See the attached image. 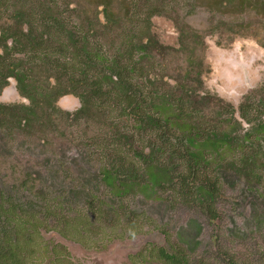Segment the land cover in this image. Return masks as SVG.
I'll list each match as a JSON object with an SVG mask.
<instances>
[{
	"label": "rangeland",
	"instance_id": "374dc122",
	"mask_svg": "<svg viewBox=\"0 0 264 264\" xmlns=\"http://www.w3.org/2000/svg\"><path fill=\"white\" fill-rule=\"evenodd\" d=\"M0 26V35L19 29L26 41L2 40L0 66L25 72L24 88L61 92L53 114L44 100L46 110L38 104L29 115L39 119L25 120L16 80L0 90V207L17 204L15 221L0 210V240L19 238V259L164 264L156 249L177 246L189 264H264V0H0ZM114 74L145 97L141 113L164 117L159 108L167 105L169 128H188L169 138L159 130L158 142L153 126L140 133L121 104L106 105L85 86L100 76L116 91L112 100H123L131 92ZM210 130L229 133L232 143L214 150L204 143ZM164 141L183 154L200 144L196 179L210 187L215 179L219 188L213 221L207 205L187 194L176 200L137 184L147 173L132 150L147 156ZM166 144L161 160H174ZM123 156L135 184L110 190L98 176L112 163L119 168ZM251 158L259 180L241 174ZM29 239L39 249L28 254Z\"/></svg>",
	"mask_w": 264,
	"mask_h": 264
},
{
	"label": "trees",
	"instance_id": "16d2710c",
	"mask_svg": "<svg viewBox=\"0 0 264 264\" xmlns=\"http://www.w3.org/2000/svg\"><path fill=\"white\" fill-rule=\"evenodd\" d=\"M0 72H1V68H0ZM14 75H18L17 73H15ZM89 86H91V95L92 96H97V93H100L102 91V87L99 86V84L96 81H91L88 83ZM160 112L159 114L165 115L164 117H153L151 118V114H149V118H147L146 116L142 115L143 117L139 118L136 120L138 127L140 128V133L145 132L144 130V126L149 127V130H151V126L153 129V132H156V141L158 142V140L160 141L161 139H163V137L158 133V131H162L163 133L165 132V134L169 136L173 137L175 131V129H179L181 128H188L187 124L181 125L180 123H177V126L170 129L169 126L173 127L171 124H169L170 122V118H169V106L167 105H161L160 106ZM150 122V123H149ZM190 128V125H189ZM264 131V126L263 129H261ZM149 134H151V132H148ZM165 136V135H163ZM162 137V138H161ZM230 134L229 133H223L222 135L219 136V133H216V131H212L210 130L209 132H207L204 135V143H207L209 145V147L213 148L214 150L218 151V148L222 145H230L232 142L229 140ZM145 138V137H144ZM192 142L195 141V139L193 137H191ZM164 140V139H163ZM169 140V139H168ZM173 143V142H172ZM169 143V141H164V144H166L170 151H168L170 153V157L171 155H173L175 153L176 155V159L177 161H180L181 163L178 164L177 169H175V174L177 176H174L175 178H178V186L175 187V189L178 192V195L182 196L185 195V193L188 196H191L192 199L194 201L197 202V200L199 199L201 202V204H204L205 201L201 200V196L205 197V199L209 196L208 194L210 193L209 188H207L209 185L206 183H202L201 186L198 187H194V185L192 184L193 181L196 180V165L200 164L199 163V158L201 157V149H199V151L195 152L194 146L195 148H198L200 144H198L197 142L193 143V149H188L186 154H183L182 152H178V149L175 148L176 144H172ZM162 144L163 146L159 147V149H163L164 151H166V146ZM154 151V148L153 150ZM135 155H137L136 153H134ZM139 156H145L143 154V152H139L138 153ZM125 161V156H123V158L121 159V162L123 163ZM148 167L151 165H147ZM182 166V168L180 167ZM124 167V166H123ZM123 167H121V169L118 168H110V169H106V174L105 177L108 179V184L110 186L115 187L116 184L118 182H122L124 180L127 179H131L129 184L131 185V187L134 186V182L133 180L138 176L134 173H130L128 171H126ZM152 169H147L146 173H149V178L146 179L148 182H143L141 183L140 181L137 182L138 185H140V187L142 188L143 191H146L147 185H150V181H153L155 184H158L159 182L162 183L163 181H168L165 178L161 177L158 173H156L155 171H151ZM113 171H115L116 173H120L121 175H124L123 178L120 177L119 181L116 182L117 177H119L117 174H115ZM136 171V170H135ZM115 177V178H114ZM166 185H169L167 187H171L173 185V181L167 183ZM127 188H125L126 190ZM207 196H206V194ZM185 198V196H184ZM212 204V203H211ZM210 204V206H211ZM16 206L17 204H14L12 201H10L9 206L5 208H1L0 210L4 211V214L6 215V218L12 222V220L14 219V221L16 220V217L14 215V210H16ZM213 208V206L209 207V209L211 210ZM216 214L215 213H211V218H216ZM18 224L15 223V227H17ZM29 246L26 250V253H34V250L39 249V248H35L37 245L35 243H33L32 239L30 240ZM61 246V248L64 249L65 253L67 255H69V251L67 250V248L62 245L59 244ZM20 247V243H19V238L16 237V240H14L12 243H10V239H8V241H1L0 240V264H25L26 260H22L19 259V253L21 252L19 250ZM54 247H51V251L54 250ZM35 248V249H34ZM155 249V248H153ZM152 249V250H153ZM156 258L162 260V262L164 264H189V258H188V254L186 252V250L183 247H171V248H167L165 246H159L156 249ZM68 258V257H67ZM229 264H236L234 261H230Z\"/></svg>",
	"mask_w": 264,
	"mask_h": 264
},
{
	"label": "flooded vegetation",
	"instance_id": "af4514ba",
	"mask_svg": "<svg viewBox=\"0 0 264 264\" xmlns=\"http://www.w3.org/2000/svg\"><path fill=\"white\" fill-rule=\"evenodd\" d=\"M153 15L154 14H152L149 17L151 18V17H153ZM1 28H3V26L2 27L0 26V29ZM0 34H1V30H0ZM21 34H22V31H20L19 29L17 30V32H14V35L13 34L11 35V33L7 34V33L3 32L2 35H0V46L2 47V49H3V46L1 44V41L6 40L8 38L13 39V41H14V39H16L17 46H20L21 41H19V40L25 41V38L18 39L20 36H24L23 34L22 35ZM77 38H79V36H77ZM2 49L0 48V50H1L0 55L4 54ZM15 51H20V50H19V48L15 47V50L13 52H15ZM6 58H10V57L6 56ZM0 68H1L0 90L3 88L4 84H6V82L9 81L10 78H14L17 82V85H18L17 90L19 91L21 96L27 100V106H25L26 116H24L25 120L39 119V117H31L29 115L36 112L38 104H39V108L43 107L46 110V105H45L44 100L46 101L48 107L52 108L50 111V114L54 113L55 108H54V106H52V103L54 102L56 104L57 99L59 98V96H61V92L54 89L52 91L51 95H49V94L45 93L44 91H42V89H38V85L36 83L34 84V88L33 87H31L30 89L24 88V86H22L21 83L27 79V75L25 74V72H22V70H18L14 66V64H12V62H9L8 64H5V65H1ZM15 73H17L18 75L17 76L14 75ZM102 74H103V79H104L109 74V71L105 69ZM115 76L116 77L118 76L120 78L119 74H116ZM121 80H122L123 88L125 89L124 91L131 92L123 100H121L122 97H120L119 95H118L119 97L117 98V100H112L113 95L115 96L116 91L114 89H110V88L106 87L100 76L97 77L93 81H96L99 84V86L102 87V91L100 93H97L98 94L97 96H93V98H95L97 100H102L103 103H105L106 105H108L109 103L114 102V101L121 104L120 109L125 108V110L119 111L120 114L126 115L127 117H130L133 120L139 119L140 117L142 118L143 117L142 115L149 118L148 117L149 115L146 112L145 113L140 112L142 106L145 103V97L142 96V93L139 91L138 87L135 86V83L132 82L131 80H129L127 77L122 78ZM88 83L89 82L86 81L85 86L86 85L88 86V90L90 92L91 86H89ZM69 93L76 95L80 100V106L78 107L77 111H80V112L85 111L87 108H85V104L82 100V97L79 94H75L74 92H69ZM66 94H68V93H66ZM90 95H91V93H90ZM47 96L50 98H48ZM118 100H121V101H118ZM57 104H58V102H57ZM6 106L8 107L9 105H6ZM2 114H5V112L0 111V116ZM130 115H132L133 117H131ZM5 116L7 117L8 121H10V114L5 115ZM0 119H1V122H3L2 117H0ZM261 134L264 135V132H262ZM155 135H156V133H155ZM190 141H191V139H190ZM92 144H93V141H92ZM160 146L162 147L163 145H158L157 149H154V151L150 152L147 156H139L138 153L140 151L136 150V149L132 150V152L136 153L139 158L143 159V162L145 163L146 170L152 169L151 170L152 172L155 171L161 177L168 180V181H163L162 183L159 182L158 184H155L153 181H150V184L159 186L162 191L169 194L173 199L178 200L179 195H178L177 190L175 189V187L179 185L178 184V178H175L173 174L175 173V169H177L178 164H180L181 162L177 161L176 158H174V160H169V161L161 160L160 156L165 154V151L163 149H159ZM120 148H121V146H120ZM166 149H167V147H166ZM100 153L104 154L105 152L100 151ZM97 154H99V153H97ZM169 157H170V153L168 152L167 153V159H169ZM250 160L252 162H250L248 164V167L246 169L247 171L244 173L242 172L241 174L246 176L250 181H253L254 179H256V177L259 180L260 175L254 174V170H255V167H257V165L255 163H253L254 160L252 158ZM119 163H120V167L118 169H121V166H122L121 159H120ZM115 164L116 163H112L109 167H102L103 170L100 171V175L98 176V178L100 179V181L102 183H105L106 185H108L110 187V190L112 189V186H110L108 184V179L105 177V174H106L105 170L110 169V168L115 169ZM147 165H151V166L148 167ZM180 167L182 168V166H180ZM236 171L238 172V170H236ZM113 172L119 176L117 178L114 177L116 179V182H118L120 177H122L123 175H121L120 173H116L115 171H113ZM239 172H241V171H239ZM149 175L150 174L147 173L146 179L149 178ZM171 181H173V185L171 187H167L169 185H166V184L171 182ZM145 182H148V181L146 180ZM209 182H203L200 179H196L195 181L192 182V184L194 185V187H198V186H201L202 183L209 184ZM211 182L213 183V185L211 187L210 186L207 187L210 190V193L208 194L209 196L206 199L203 196L200 197L201 200L205 201L204 203L207 205V207H204L203 204H201L202 201H200L199 199L197 201L208 212H210V217H211V213H215L216 216L218 217L219 215H218V211L215 208V203H216V200L218 198L219 188L217 187V181L215 179L211 180ZM185 195H186V193H185ZM206 196H207V194H206ZM189 198L191 199V196H189ZM211 203L214 205H213V208L210 210L209 207H211L210 206ZM216 218H211V221H213Z\"/></svg>",
	"mask_w": 264,
	"mask_h": 264
}]
</instances>
